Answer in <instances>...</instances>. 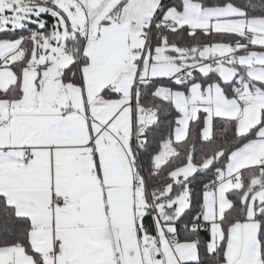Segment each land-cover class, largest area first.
Returning <instances> with one entry per match:
<instances>
[{"label":"snow or ice","instance_id":"obj_1","mask_svg":"<svg viewBox=\"0 0 264 264\" xmlns=\"http://www.w3.org/2000/svg\"><path fill=\"white\" fill-rule=\"evenodd\" d=\"M0 264H264V0H0Z\"/></svg>","mask_w":264,"mask_h":264}]
</instances>
